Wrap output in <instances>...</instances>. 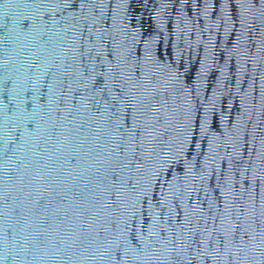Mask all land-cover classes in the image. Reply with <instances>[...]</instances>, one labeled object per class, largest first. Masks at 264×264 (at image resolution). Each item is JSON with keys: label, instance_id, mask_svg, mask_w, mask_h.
Segmentation results:
<instances>
[{"label": "water", "instance_id": "water-1", "mask_svg": "<svg viewBox=\"0 0 264 264\" xmlns=\"http://www.w3.org/2000/svg\"><path fill=\"white\" fill-rule=\"evenodd\" d=\"M0 264H264V0H0Z\"/></svg>", "mask_w": 264, "mask_h": 264}]
</instances>
